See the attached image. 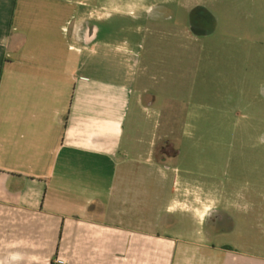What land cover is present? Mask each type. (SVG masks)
Masks as SVG:
<instances>
[{
	"label": "crops",
	"instance_id": "crops-1",
	"mask_svg": "<svg viewBox=\"0 0 264 264\" xmlns=\"http://www.w3.org/2000/svg\"><path fill=\"white\" fill-rule=\"evenodd\" d=\"M173 1L0 0V264H264L215 244L247 232L230 185L181 170L177 138L152 131L178 73L128 33Z\"/></svg>",
	"mask_w": 264,
	"mask_h": 264
},
{
	"label": "rangeland",
	"instance_id": "rangeland-1",
	"mask_svg": "<svg viewBox=\"0 0 264 264\" xmlns=\"http://www.w3.org/2000/svg\"><path fill=\"white\" fill-rule=\"evenodd\" d=\"M171 7L161 27L128 33L144 65L178 73L177 104L168 76L169 113L152 131L177 138L181 170L230 185L231 215L248 230L215 244H254L258 252H243L264 258V0H174Z\"/></svg>",
	"mask_w": 264,
	"mask_h": 264
},
{
	"label": "flooded vegetation",
	"instance_id": "flooded-vegetation-1",
	"mask_svg": "<svg viewBox=\"0 0 264 264\" xmlns=\"http://www.w3.org/2000/svg\"><path fill=\"white\" fill-rule=\"evenodd\" d=\"M153 13H157L156 15H153ZM163 13H166L163 9H156L150 13H148V15L152 18H154V20L156 19V21H153L152 23H157V22H161V21H158V19H162V16H164ZM151 22V21H150ZM162 22L166 23L167 21L163 20Z\"/></svg>",
	"mask_w": 264,
	"mask_h": 264
},
{
	"label": "built area",
	"instance_id": "built-area-1",
	"mask_svg": "<svg viewBox=\"0 0 264 264\" xmlns=\"http://www.w3.org/2000/svg\"><path fill=\"white\" fill-rule=\"evenodd\" d=\"M60 264H63V261H59Z\"/></svg>",
	"mask_w": 264,
	"mask_h": 264
}]
</instances>
